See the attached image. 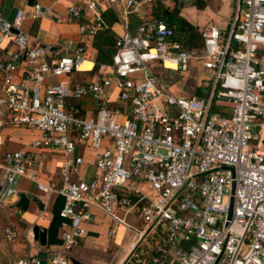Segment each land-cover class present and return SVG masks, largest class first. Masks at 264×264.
Returning <instances> with one entry per match:
<instances>
[{"label":"built area","instance_id":"obj_1","mask_svg":"<svg viewBox=\"0 0 264 264\" xmlns=\"http://www.w3.org/2000/svg\"><path fill=\"white\" fill-rule=\"evenodd\" d=\"M80 1L91 17L78 24L83 40L64 43L70 53L32 43L20 28L21 9L11 20L0 14V53L4 42L13 49L0 57V129H34L31 146L59 147L64 155L60 181L40 183L26 151H3L0 206L17 193L20 176L36 182L44 207L64 196L60 215L69 222L59 225L60 244L46 264L69 263L66 252L85 233L92 208L111 219L108 235L124 224L117 209L140 218L143 228L122 264H264V68L257 55L264 47V0H232L225 30L211 22L198 29L199 48L182 46L163 20L145 18L150 4L167 0ZM97 1L114 12L121 32L110 62L80 82L72 75L93 67L87 42L105 26ZM48 13L34 3L29 15ZM67 14L79 18L82 11L71 4ZM130 15L140 18L134 33ZM78 59L90 66L80 68ZM193 61L208 74L197 84L207 93L172 91L164 77L183 76ZM84 97L94 102V116H79ZM219 101L225 112L213 109ZM103 139L109 146L99 149ZM75 141L99 149L89 180L69 178L81 160L72 156ZM31 226L24 233L28 247ZM13 264L41 261L28 254Z\"/></svg>","mask_w":264,"mask_h":264},{"label":"crops","instance_id":"obj_2","mask_svg":"<svg viewBox=\"0 0 264 264\" xmlns=\"http://www.w3.org/2000/svg\"><path fill=\"white\" fill-rule=\"evenodd\" d=\"M185 0L179 1V6ZM187 11L191 13L188 18L183 17L188 23L200 28L206 22H211L220 30H225L227 20L231 14L232 0H188ZM34 3H39L43 7H48L49 13L45 17L32 19L29 15ZM200 4V8L197 4ZM75 5L81 11V17L72 18L67 14V7ZM106 5L101 1L96 2V9L102 11ZM17 9L23 11L20 28L31 36V41L49 44L53 52L70 53V49L64 46L68 39L75 42L84 38L78 33V24L86 22L91 17L90 10L80 0H0V14L2 18L11 20ZM111 29L118 35L121 29L117 22L113 23ZM131 32L134 28L130 29ZM134 33V32H133ZM63 43V44H62ZM87 53L94 55L91 46V39L87 42ZM13 52L6 42L2 43L0 57L7 58ZM259 64L264 68V47L257 51ZM19 61L23 60L20 54ZM19 62V68L22 64ZM204 72V71H203ZM204 75L208 76L205 72ZM47 81H52L48 78ZM110 98L113 99L115 90L108 89ZM82 117L95 115V104L89 97H84L79 102ZM216 110L226 111L224 101H219L214 106ZM38 132L34 129H27L19 126H7L0 129V156L5 150L23 149L32 161V165L38 169L37 181L46 183L50 180L59 182L63 173L64 155L59 147H33L31 141L35 139ZM108 145L106 139L102 140L100 148ZM99 149H93L88 143L75 141L72 156L80 157V162L76 165V170L69 173L70 180H89L95 171L94 159ZM4 187L2 170L0 169V190ZM23 193L27 199V207L22 210L16 205L18 194ZM36 198L37 202L33 199ZM55 197H51L46 205L40 208L38 202L43 203V193L36 187V182L25 176L18 177L17 193L7 199L5 204H9L15 217L27 229L32 224L45 227L49 219L51 205ZM117 214L123 217L124 224L114 225L112 235H108V230L112 226L111 219L97 208L90 210V218L83 224L85 233L78 238L76 244L66 252L68 264H122L135 243V231L143 228L140 218L133 212L123 213L117 209ZM26 231V230H25ZM24 231V232H25ZM27 244V242H26ZM39 244L32 240L30 246L24 253L35 254L46 264L50 253L58 249V245H49L43 249H37Z\"/></svg>","mask_w":264,"mask_h":264},{"label":"trees","instance_id":"obj_3","mask_svg":"<svg viewBox=\"0 0 264 264\" xmlns=\"http://www.w3.org/2000/svg\"><path fill=\"white\" fill-rule=\"evenodd\" d=\"M200 8V4H197ZM146 9L145 18L150 21L163 20L166 25L171 26L173 29L174 38H176L184 47L199 48L201 46V39L199 37L198 27L188 23L176 9L168 10L156 1L150 4ZM104 27L98 29L91 39V46L94 50V65L89 71H83L74 73L73 79L79 80L80 82L91 78L98 69L100 64H108L110 62L111 55L115 50V40L117 34L111 29L113 23H115L116 16L114 12L109 8L105 7L99 12ZM82 23V20H80ZM140 23V18L137 15H130L128 17V30L130 33L135 32L137 25ZM134 28L131 32L130 29ZM206 94L207 89H203L199 86L195 87L193 94L199 96ZM77 104L76 101H73ZM214 109V107H213ZM79 116L82 117L81 112Z\"/></svg>","mask_w":264,"mask_h":264},{"label":"rangeland","instance_id":"obj_4","mask_svg":"<svg viewBox=\"0 0 264 264\" xmlns=\"http://www.w3.org/2000/svg\"><path fill=\"white\" fill-rule=\"evenodd\" d=\"M187 1L185 0L180 6L178 0L159 1V4L168 10L176 9L183 17L188 18L194 11L189 13L186 10ZM88 55L92 56V53L90 52ZM152 66H154L152 68L153 71L162 74V70L155 65ZM190 66L191 68L183 76L173 74L164 77L172 91L183 95H190L194 92L200 79L208 77L204 75L205 72L200 69V66L195 61L191 62ZM195 66L196 69L194 68ZM24 228L22 223L13 214L9 204L0 206V264H13L16 259L24 256L27 248L24 237L26 229Z\"/></svg>","mask_w":264,"mask_h":264},{"label":"water","instance_id":"obj_5","mask_svg":"<svg viewBox=\"0 0 264 264\" xmlns=\"http://www.w3.org/2000/svg\"><path fill=\"white\" fill-rule=\"evenodd\" d=\"M34 202H37V199H33ZM64 202V196L61 194H57L53 200L50 209V219L48 224L45 227H40L37 224H32L31 232L32 239L37 241L39 245L49 246V245H58L60 244V240L57 237V230L61 223H68L69 220L66 217L60 215V209L62 208ZM28 199L23 193L18 194V199L16 201V205L20 207L22 210H25L27 207ZM40 208L43 206V203L38 202ZM231 204L232 198H230L229 202V210L227 217H230L231 214Z\"/></svg>","mask_w":264,"mask_h":264},{"label":"bare ground","instance_id":"obj_6","mask_svg":"<svg viewBox=\"0 0 264 264\" xmlns=\"http://www.w3.org/2000/svg\"><path fill=\"white\" fill-rule=\"evenodd\" d=\"M165 63H166V65H169V66H173L174 65V63L172 61H167ZM78 65H79L80 68H88L90 66V63L85 62V61H83L81 59H78Z\"/></svg>","mask_w":264,"mask_h":264}]
</instances>
